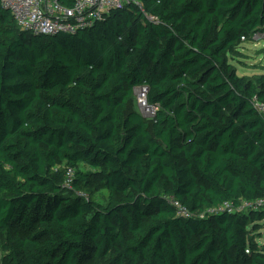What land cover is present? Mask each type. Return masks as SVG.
<instances>
[{
  "label": "trees",
  "instance_id": "obj_1",
  "mask_svg": "<svg viewBox=\"0 0 264 264\" xmlns=\"http://www.w3.org/2000/svg\"><path fill=\"white\" fill-rule=\"evenodd\" d=\"M139 1L53 36L0 2L2 264H264V0Z\"/></svg>",
  "mask_w": 264,
  "mask_h": 264
},
{
  "label": "built area",
  "instance_id": "obj_2",
  "mask_svg": "<svg viewBox=\"0 0 264 264\" xmlns=\"http://www.w3.org/2000/svg\"><path fill=\"white\" fill-rule=\"evenodd\" d=\"M3 9L9 11L18 27L33 34L56 35L58 33H73L82 28H87L101 20L111 10L134 3L141 6L139 0H77L73 8H65L59 0H0ZM256 34L253 38H258ZM245 41V39L243 38ZM145 93V100H137L139 110L142 104L150 112L145 117L154 118L159 105H149L147 102L146 86L139 87ZM137 89L135 90L136 94ZM137 95V94H136ZM259 111L264 114V106H259ZM143 115V114H142ZM144 116V115H143ZM70 177L71 174L69 173ZM264 207V199L252 203H244L240 210ZM182 213V212H181Z\"/></svg>",
  "mask_w": 264,
  "mask_h": 264
},
{
  "label": "rangeland",
  "instance_id": "obj_3",
  "mask_svg": "<svg viewBox=\"0 0 264 264\" xmlns=\"http://www.w3.org/2000/svg\"><path fill=\"white\" fill-rule=\"evenodd\" d=\"M237 56L236 59L231 60V63L236 67L239 77L264 74V32L256 39L250 38L245 41L243 40ZM137 89H139V87ZM137 100L138 96L135 95L129 104V110L139 112L146 116L142 109L139 110ZM147 120L152 124L150 118H147ZM107 195L108 193L106 191L100 192L98 200L104 204V198L107 197ZM254 237L257 239V244L264 247V223H261ZM4 255L5 253L0 248V264H2Z\"/></svg>",
  "mask_w": 264,
  "mask_h": 264
},
{
  "label": "bare ground",
  "instance_id": "obj_4",
  "mask_svg": "<svg viewBox=\"0 0 264 264\" xmlns=\"http://www.w3.org/2000/svg\"><path fill=\"white\" fill-rule=\"evenodd\" d=\"M137 89V88H136ZM135 89V90H136ZM145 91L143 90V89H137V91H136V96H138V98H139V100H140V102H142L143 100H145ZM141 108L147 113V114H150V112L144 107V105L142 104V106H141ZM142 115V114H141ZM143 116V115H142ZM143 117H145V116H143ZM145 118H149V117H145ZM150 119H153V118H150Z\"/></svg>",
  "mask_w": 264,
  "mask_h": 264
},
{
  "label": "water",
  "instance_id": "obj_5",
  "mask_svg": "<svg viewBox=\"0 0 264 264\" xmlns=\"http://www.w3.org/2000/svg\"><path fill=\"white\" fill-rule=\"evenodd\" d=\"M45 36H53V35H49V34H47V35H45Z\"/></svg>",
  "mask_w": 264,
  "mask_h": 264
}]
</instances>
